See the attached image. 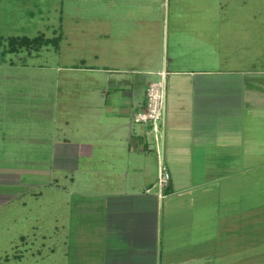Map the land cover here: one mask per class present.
Returning <instances> with one entry per match:
<instances>
[{
  "label": "crops",
  "instance_id": "obj_1",
  "mask_svg": "<svg viewBox=\"0 0 264 264\" xmlns=\"http://www.w3.org/2000/svg\"><path fill=\"white\" fill-rule=\"evenodd\" d=\"M71 3L65 16L81 24L77 32L43 44L61 48L60 64L29 60L40 47L8 50L7 37L17 35L0 44V98L43 116L39 131L18 136L48 156L14 169L7 183L23 188L12 194L24 214L33 206L25 202L50 203L52 262L264 264V69L234 62L231 53L244 48H233L228 21L211 13L191 17L169 50L166 0ZM23 52L27 60H16ZM160 72L166 101L154 136L133 114ZM42 73L46 104L28 101L29 86L18 82ZM1 195L0 204L10 200Z\"/></svg>",
  "mask_w": 264,
  "mask_h": 264
},
{
  "label": "rangeland",
  "instance_id": "obj_2",
  "mask_svg": "<svg viewBox=\"0 0 264 264\" xmlns=\"http://www.w3.org/2000/svg\"><path fill=\"white\" fill-rule=\"evenodd\" d=\"M72 1L77 2V0H0V36L27 35L32 37L43 34V38H52L55 40L53 43L57 44L63 30L69 28L68 31H73L75 34L81 25L77 24L76 26V22L66 17L75 11L69 9ZM166 3H168V14L166 15L168 18L165 25V42L166 45L168 44L169 50L172 47L174 33L187 36L184 33L189 32L186 28L187 23H190L189 19L193 16L198 18L201 12H208L216 18L215 21H228L229 43L235 49L244 48L240 52L232 51L234 62L241 64L243 61L246 64L245 67L264 69V0H166ZM219 4L222 5V8ZM237 35L242 36L239 45L233 41ZM43 44L44 42L39 46L40 50L37 52L39 55L29 58V60L41 64H60L63 61L59 51L61 48L52 52V47L46 49ZM5 47L7 48V45ZM74 48L68 49L69 54L73 52ZM64 49L66 48L64 47ZM21 56L26 58L25 52L21 53L16 60L20 61ZM25 58L24 60H27ZM27 70L25 68V71ZM18 73L20 74V72ZM44 77L42 73L39 81L30 79V81L18 82L21 86H29V91L32 93L27 98L28 101L41 98L46 104L48 80ZM149 77L155 79L153 81L159 79V76L156 77V75ZM12 100L14 102L16 99ZM7 102V99L3 101L0 98V113L6 115L9 112V116H0V194H10V200L0 204V264H59L57 260L52 262L53 259L50 255L48 256L49 251L44 248L46 239L51 237L50 232L47 231L48 228H51L49 227L51 218L49 219L50 216L47 215L49 212L47 206L50 203H42L44 206L40 207L38 204L36 205V202H25L26 206L33 205L31 211L34 208L35 211L24 214L27 209L18 208V200L13 197L14 193L23 188L7 183L11 181L8 177H11V174L16 172L15 170L19 172L21 169L27 170V167H33L39 162L47 163L48 156L46 157L43 146L38 147L31 137L22 141L18 136L23 137L36 133L40 130L37 127L38 124L44 122V119L41 114L33 119L35 112L30 114L29 108H25L27 105L25 101L21 102L24 109L20 108V103L11 105ZM143 107L144 105L141 109ZM29 117H32L30 121ZM147 130L153 134L151 126H147ZM41 137H43V133ZM152 143L154 147L155 144ZM36 161L38 162L36 163ZM27 193H29L28 188ZM49 196L50 194L46 191L41 200L47 201ZM57 235L59 236V234Z\"/></svg>",
  "mask_w": 264,
  "mask_h": 264
},
{
  "label": "built area",
  "instance_id": "obj_3",
  "mask_svg": "<svg viewBox=\"0 0 264 264\" xmlns=\"http://www.w3.org/2000/svg\"><path fill=\"white\" fill-rule=\"evenodd\" d=\"M160 78L157 81L148 83L145 89V104L144 107L133 114V120L136 123L147 124L151 126L152 131L158 132L160 121L164 116L165 101H166V89L164 81V72L159 73ZM155 139V146L157 149V138ZM158 152V150H157ZM169 179V172L161 166L158 169V185L161 188H165Z\"/></svg>",
  "mask_w": 264,
  "mask_h": 264
},
{
  "label": "trees",
  "instance_id": "obj_4",
  "mask_svg": "<svg viewBox=\"0 0 264 264\" xmlns=\"http://www.w3.org/2000/svg\"><path fill=\"white\" fill-rule=\"evenodd\" d=\"M43 37L44 36L42 34L35 36V37H27V36L7 37V39H6L7 47H8V50L15 51V50H18L22 47L31 48V46H32L33 48H39V46L42 42H44V43H49L50 41L55 42L54 39L51 40V39H46ZM2 38L3 37L0 36V44L2 42Z\"/></svg>",
  "mask_w": 264,
  "mask_h": 264
}]
</instances>
